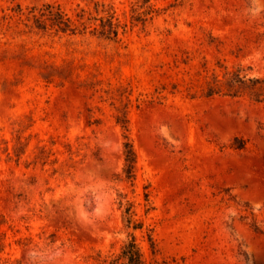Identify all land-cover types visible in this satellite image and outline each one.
Returning <instances> with one entry per match:
<instances>
[{
  "label": "rangeland",
  "instance_id": "rangeland-1",
  "mask_svg": "<svg viewBox=\"0 0 264 264\" xmlns=\"http://www.w3.org/2000/svg\"><path fill=\"white\" fill-rule=\"evenodd\" d=\"M143 1L0 0V264H107L131 234L146 264H264V102L224 95L264 77V0ZM46 4L126 29L42 32Z\"/></svg>",
  "mask_w": 264,
  "mask_h": 264
},
{
  "label": "trees",
  "instance_id": "trees-1",
  "mask_svg": "<svg viewBox=\"0 0 264 264\" xmlns=\"http://www.w3.org/2000/svg\"><path fill=\"white\" fill-rule=\"evenodd\" d=\"M144 3H148V0H144ZM153 7H147L142 12L137 13L135 9V15L131 17L132 23L144 22L146 17L152 14ZM105 15H89L85 16V10L80 9L76 15V23L72 18L64 14L58 7L50 4L43 6L40 10V17L35 20V27L42 32L53 31L55 35H72L77 34L84 35L86 32L87 24H94L93 29L89 34L92 38H95L99 45H116L120 42V30L125 32L126 25L120 26L117 19L114 16V12L110 10H105ZM243 69L239 67L234 72L228 74L226 78L227 93L224 94L229 97H237L240 92L246 91L249 97L257 103L264 102V77H248L247 75H242ZM217 94V92L211 88L207 92V96H212ZM125 129V126H123ZM123 156L125 160V167L123 172L125 178L130 179L133 177V170L136 163L135 152L132 145L126 141L123 143ZM125 222L127 227H132V229L141 228L140 223L132 221L130 218V209H126ZM107 264H146L142 257L140 248L135 241L134 236L129 235L128 240L123 244L120 252L115 257L111 258Z\"/></svg>",
  "mask_w": 264,
  "mask_h": 264
}]
</instances>
